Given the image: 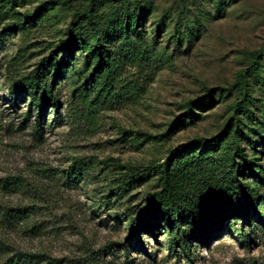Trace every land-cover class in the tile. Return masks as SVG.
Returning a JSON list of instances; mask_svg holds the SVG:
<instances>
[{
    "label": "rangeland",
    "instance_id": "rangeland-1",
    "mask_svg": "<svg viewBox=\"0 0 264 264\" xmlns=\"http://www.w3.org/2000/svg\"><path fill=\"white\" fill-rule=\"evenodd\" d=\"M42 1L16 0L0 25V210L36 207L16 223L0 221L8 255L45 254L59 264H264V0H64L35 13ZM133 2L145 5L139 39L96 41L83 23L77 47L62 49L73 12L86 10L102 30ZM98 44L115 56L119 48L145 53L120 62L119 88L95 99L100 75L85 106L75 91L92 78ZM42 59L51 64L58 116L45 106L36 138L26 93L16 106L7 99ZM180 151L182 160L199 155L194 180L219 184L239 168L244 194L256 197L254 212L229 211L207 243L192 242L191 261L161 212L152 233L141 222L138 236L131 233L161 186L159 166L174 170ZM78 160L87 172L64 181ZM7 177L24 185L6 190Z\"/></svg>",
    "mask_w": 264,
    "mask_h": 264
},
{
    "label": "trees",
    "instance_id": "trees-1",
    "mask_svg": "<svg viewBox=\"0 0 264 264\" xmlns=\"http://www.w3.org/2000/svg\"><path fill=\"white\" fill-rule=\"evenodd\" d=\"M15 1L0 0V25L6 19L7 14L12 11ZM88 1L92 2L93 0ZM116 1L122 6L129 5V0ZM64 3V0L42 1L37 5L35 13L51 9L56 4ZM144 6V4L138 5L137 2H133L132 7H125V10L114 18L111 27H105L102 30H100L98 21L88 15L86 10L73 12L68 26V37L63 42L62 49L71 51L77 47L79 41H81V33L77 29L83 23L89 27L90 37L96 41L102 39L104 43H110V41L114 40L128 39L131 34L139 39L140 32L137 30L135 23L143 11ZM4 31L5 27L2 26L0 28V41L2 40L1 36ZM84 33L86 32L84 31ZM144 47L141 52L119 48L121 52L119 54L120 56H115L111 52H108L110 50L105 49L102 44H98L96 55L101 58H99L100 60H98L91 72L92 78L90 81H84L76 89L75 93L78 102L85 106L91 103L89 91L95 86L100 75H103L102 80L96 89L94 98L96 99L100 94H102V97L113 95L115 89L117 87L119 88L117 83L118 73L116 72L118 65L126 59H131L132 61H140V59H143L142 55L145 53ZM249 67L253 69V63ZM58 68L59 66L55 70V73L58 72ZM51 73L52 68L50 62L42 59L30 76L9 87L7 100L12 106H16L18 100L22 99L25 93L28 96V108L34 111L32 130L36 138L40 137L42 132L41 118L44 107L47 105L52 107L54 115L56 117L58 116L56 110L57 97L53 91L54 80L50 78ZM28 113L23 117V121H26L27 117H29ZM216 145L214 144V147H217ZM173 157L177 161L174 170H169L167 163L165 166H159V168L163 167L164 171L161 178V186L156 192L150 195L148 208L142 209L137 222L132 225L131 233L134 236H138L140 222L149 230V233H152L150 228L152 225L151 219L154 217L155 212H161L168 218L169 222L176 226L177 233L181 236L183 250L189 261H191L193 259L191 254L192 242L207 243L220 229L222 219L229 211L236 212L237 214L239 212L246 214V211L250 209V211L254 212L256 197L251 193L244 194L248 188L240 183L237 178L240 171L239 168L235 171L233 170L234 168L231 169L228 173L229 176L222 183L216 184L206 180L201 182L199 176L196 178L197 181L192 178V175L197 171L196 167H200L199 155H192L189 159L182 160V153L180 151ZM87 169L88 163L85 160L73 161L65 170V175H61L60 177L64 181H74L73 179H79L83 173H86ZM138 172L139 170L136 172L130 171V174H126L127 179L122 182L123 187L128 186L132 180L137 178ZM188 175H191V177ZM23 185L17 177H7L3 180L1 187L6 190H17ZM247 203L251 204L248 205ZM35 208L34 205L16 208L4 207L0 210V221L6 224L16 223L18 220L26 218L28 213H33ZM261 221H264V218L261 217ZM147 222L150 223L148 224ZM244 235L241 234L242 237ZM170 243L175 244L173 241H170ZM124 250L127 251V247ZM8 252V248L0 243V264L60 263L59 259L50 258L45 254H28L15 251L8 255Z\"/></svg>",
    "mask_w": 264,
    "mask_h": 264
}]
</instances>
